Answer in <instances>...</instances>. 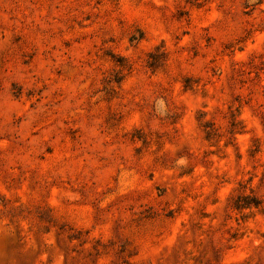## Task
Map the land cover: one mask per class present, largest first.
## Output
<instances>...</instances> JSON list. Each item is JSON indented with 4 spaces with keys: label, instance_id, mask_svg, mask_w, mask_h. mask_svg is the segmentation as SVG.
Here are the masks:
<instances>
[{
    "label": "rangeland",
    "instance_id": "rangeland-1",
    "mask_svg": "<svg viewBox=\"0 0 264 264\" xmlns=\"http://www.w3.org/2000/svg\"><path fill=\"white\" fill-rule=\"evenodd\" d=\"M0 264H264V0H0Z\"/></svg>",
    "mask_w": 264,
    "mask_h": 264
}]
</instances>
